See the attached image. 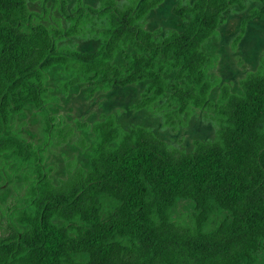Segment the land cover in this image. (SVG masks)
<instances>
[{
  "label": "trees",
  "instance_id": "1",
  "mask_svg": "<svg viewBox=\"0 0 264 264\" xmlns=\"http://www.w3.org/2000/svg\"><path fill=\"white\" fill-rule=\"evenodd\" d=\"M75 1L63 28L26 0H0V159L24 188L0 264H264V64L210 99L213 37L243 1L189 0L176 10L184 27L163 32L146 26L162 0ZM258 1L250 14L264 18ZM71 36L97 44L82 51L63 43ZM137 82L136 107L166 118L207 108L215 137L179 150L113 113L77 120L82 159L54 180L45 152L74 133L50 114L56 95ZM27 113L44 120L37 142L16 126Z\"/></svg>",
  "mask_w": 264,
  "mask_h": 264
},
{
  "label": "rangeland",
  "instance_id": "2",
  "mask_svg": "<svg viewBox=\"0 0 264 264\" xmlns=\"http://www.w3.org/2000/svg\"><path fill=\"white\" fill-rule=\"evenodd\" d=\"M28 8L38 20L57 27L60 23L67 27V11L75 5V0H26ZM64 1V4H62ZM91 7H98L100 0H82ZM189 0H162L146 16V26L151 30L166 31L181 29L185 18L176 10ZM242 6H232L217 28L212 46L215 60L210 68V76L216 81L210 99H214L223 84L235 89L239 80L248 72L256 71L264 64V18L251 16L250 11L259 6L258 0H242ZM63 43L85 51L94 49L96 41L80 36L66 37ZM143 83L126 86H112L90 93L85 84H78L68 93L56 95L50 103V114L57 120L69 123L74 130L63 142L52 143L45 152V165L50 168L54 180L66 175L82 159V148L77 146L76 121L88 123L102 114L113 113L118 123L125 129L141 124L149 128L170 147L192 150L196 140H210L215 137L216 124L207 108L193 109L187 114L165 117V112L154 107H136L141 99ZM39 115L27 113L17 119L16 126L31 141L37 142L44 136V122ZM24 191L19 175L0 159V232L6 223L7 208L16 205ZM185 207L180 206L179 210Z\"/></svg>",
  "mask_w": 264,
  "mask_h": 264
}]
</instances>
